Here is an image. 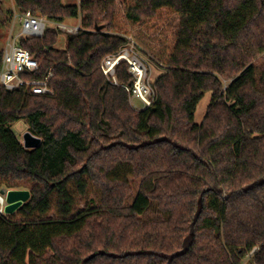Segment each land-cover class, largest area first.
Masks as SVG:
<instances>
[{
  "label": "trees",
  "instance_id": "16d2710c",
  "mask_svg": "<svg viewBox=\"0 0 264 264\" xmlns=\"http://www.w3.org/2000/svg\"><path fill=\"white\" fill-rule=\"evenodd\" d=\"M66 1L0 0L83 28L64 50L51 28L20 41L53 94L0 88V187L31 193L18 217L0 213V264H264V0ZM137 32L162 41L164 69L139 110L128 66L119 85L101 71L129 43L119 33L145 43Z\"/></svg>",
  "mask_w": 264,
  "mask_h": 264
},
{
  "label": "built area",
  "instance_id": "2783aa9c",
  "mask_svg": "<svg viewBox=\"0 0 264 264\" xmlns=\"http://www.w3.org/2000/svg\"><path fill=\"white\" fill-rule=\"evenodd\" d=\"M21 26L20 36L10 39L3 48V61L0 71V88L7 91L26 89L35 95L53 94L50 71L40 78L42 64L33 54L20 45L22 39L43 38L48 29H55L66 36L77 35L83 30L82 24L68 25L56 23L31 12L16 16ZM125 63L132 83L124 85L131 100H138L143 108L152 107L156 92L150 78V65L136 50V43H128L119 53L106 57L101 65L104 76L114 85H119L117 68ZM5 202V204H4ZM5 197L0 195V213L4 214ZM5 215V214H4Z\"/></svg>",
  "mask_w": 264,
  "mask_h": 264
},
{
  "label": "rangeland",
  "instance_id": "374dc122",
  "mask_svg": "<svg viewBox=\"0 0 264 264\" xmlns=\"http://www.w3.org/2000/svg\"><path fill=\"white\" fill-rule=\"evenodd\" d=\"M66 3L79 4L80 0H68V1H66ZM18 15H20V13H18L12 7L11 4H6L5 7L3 8V10H0V45L2 46V48L5 47L6 43L10 39H14V38L20 36L21 26L19 24L18 19L16 20V16H18ZM177 23H178L177 18H174L173 20H171L169 25L164 29L163 34L167 37L172 36L174 27L177 25ZM66 24L71 25V26L79 25V24H81V20L80 19L79 20H71V21L66 22ZM115 33L118 34V32H115ZM119 35H122L123 37H125L129 43H132V42L136 43L137 52L140 54V56L145 61H147V63L151 67L150 68V71H151L150 72V78H151L152 83L154 84L155 80L159 76H161L163 74V71H164V69L158 65L157 58L153 54V52H158L159 49H161L163 47L162 41L158 38H155V39L148 38L144 34L138 33V32L136 33V35L138 37H140L141 40L145 41L146 44L142 43V42L138 41L136 38H134L135 35L132 36V35L124 34V33H119ZM67 38H68V36H66L64 34L60 35L59 42L57 44L58 49H60V50L66 49ZM255 65L258 68L257 69L258 73H261V69L264 65V55H262L259 58V60L255 63ZM211 99H212V95L210 93H208L205 96V98L200 102V104L198 106L197 113H196V117H195V122L197 124H201L203 119L205 118L207 108H208L209 104L211 103ZM130 101H131V105L135 109H137V110L143 109L142 103L139 102L138 100H131L130 99ZM12 130L18 136V138L20 139V141L22 143H24V136L30 132L28 124L24 121L18 122L15 125H13ZM120 170H122V173H123L122 176L127 177L128 180L132 183L133 179L131 177H129L128 175L126 176L125 167L121 168ZM1 191L8 192L10 190L7 189L5 186H3V187L1 186L0 192ZM72 193L74 196L77 197L76 191L73 188H72ZM97 196H98V193L94 189H91L86 201L93 198V197H97ZM84 206H85V203H82L80 205V208H84ZM16 214H14V215L17 216Z\"/></svg>",
  "mask_w": 264,
  "mask_h": 264
},
{
  "label": "water",
  "instance_id": "95a60500",
  "mask_svg": "<svg viewBox=\"0 0 264 264\" xmlns=\"http://www.w3.org/2000/svg\"><path fill=\"white\" fill-rule=\"evenodd\" d=\"M23 144L27 150H33L41 145V140L29 132L24 136ZM0 195L5 197L4 214L7 216L16 214L31 199V193L28 190L1 191Z\"/></svg>",
  "mask_w": 264,
  "mask_h": 264
},
{
  "label": "bare ground",
  "instance_id": "6f19581e",
  "mask_svg": "<svg viewBox=\"0 0 264 264\" xmlns=\"http://www.w3.org/2000/svg\"><path fill=\"white\" fill-rule=\"evenodd\" d=\"M4 204H5V202H4Z\"/></svg>",
  "mask_w": 264,
  "mask_h": 264
}]
</instances>
